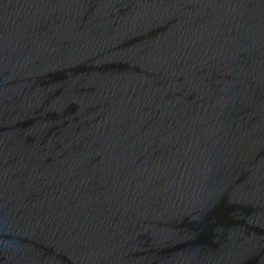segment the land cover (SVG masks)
<instances>
[{
    "label": "water",
    "instance_id": "95a60500",
    "mask_svg": "<svg viewBox=\"0 0 264 264\" xmlns=\"http://www.w3.org/2000/svg\"><path fill=\"white\" fill-rule=\"evenodd\" d=\"M0 264H264V0H0Z\"/></svg>",
    "mask_w": 264,
    "mask_h": 264
}]
</instances>
